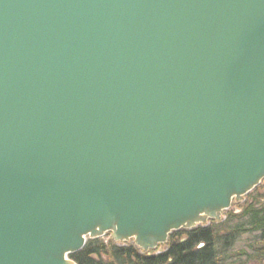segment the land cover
I'll return each mask as SVG.
<instances>
[{"label":"water","instance_id":"1","mask_svg":"<svg viewBox=\"0 0 264 264\" xmlns=\"http://www.w3.org/2000/svg\"><path fill=\"white\" fill-rule=\"evenodd\" d=\"M264 179V0H0V264L142 252Z\"/></svg>","mask_w":264,"mask_h":264},{"label":"trees","instance_id":"2","mask_svg":"<svg viewBox=\"0 0 264 264\" xmlns=\"http://www.w3.org/2000/svg\"><path fill=\"white\" fill-rule=\"evenodd\" d=\"M257 185L224 219L168 233L164 250L92 239L69 258L76 264H264V193ZM264 188H262L263 190ZM248 198V199H247ZM157 248H155L156 250Z\"/></svg>","mask_w":264,"mask_h":264},{"label":"rangeland","instance_id":"3","mask_svg":"<svg viewBox=\"0 0 264 264\" xmlns=\"http://www.w3.org/2000/svg\"><path fill=\"white\" fill-rule=\"evenodd\" d=\"M261 189L259 190V192H260V194H262V193H264V189L262 190V188H264V179H262L258 184H257ZM256 185V186H257ZM249 193V192H248ZM244 196L245 195H243V197H242V199L241 200H239V201H237V200H232V203H231V205H230V207L228 208L229 210H232L234 207H236V204H242L243 203V201L245 200V198H244ZM248 199V198H247ZM227 209V210H228ZM227 210H225V211H227ZM224 211V212H225ZM224 212L222 213V216L220 217V219L218 220V221H221L222 219H224ZM208 220H210V219H208ZM207 220V221H208ZM206 221V222H207ZM208 223V222H207ZM206 223V224H207ZM196 226H198V225H196ZM86 238V242L87 241H92V239H97V238H99V239H101V241H104V242H107V241H112V243L114 244V243H117L118 245H123L124 244V242L126 241V242H132V244L134 245V243H133V240L132 239H128V240H125V241H122V242H120V241H115V240H113L112 239V237H110V233L109 232H105V233H103V235H101V236H99V237H97V238H92V239H90V238H88V236H86L85 237ZM135 246V245H134ZM135 247H137V246H135ZM139 248V247H138ZM157 249L155 250V249H151V250H148L149 252H153V254H155V253H158V252H160V251H162V250H164V248H165V245L163 244V245H158V247H156ZM246 264H256V263H246Z\"/></svg>","mask_w":264,"mask_h":264}]
</instances>
